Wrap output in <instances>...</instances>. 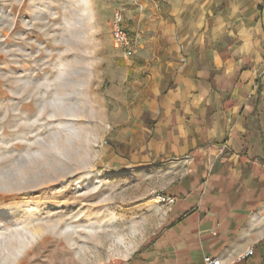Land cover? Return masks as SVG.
I'll list each match as a JSON object with an SVG mask.
<instances>
[{
    "label": "crops",
    "instance_id": "0c3cea01",
    "mask_svg": "<svg viewBox=\"0 0 264 264\" xmlns=\"http://www.w3.org/2000/svg\"><path fill=\"white\" fill-rule=\"evenodd\" d=\"M129 4L103 160L172 170L174 202L127 264H264V0Z\"/></svg>",
    "mask_w": 264,
    "mask_h": 264
},
{
    "label": "rangeland",
    "instance_id": "374dc122",
    "mask_svg": "<svg viewBox=\"0 0 264 264\" xmlns=\"http://www.w3.org/2000/svg\"><path fill=\"white\" fill-rule=\"evenodd\" d=\"M129 6L0 0V264H127L162 229L172 170L103 160Z\"/></svg>",
    "mask_w": 264,
    "mask_h": 264
},
{
    "label": "built area",
    "instance_id": "2783aa9c",
    "mask_svg": "<svg viewBox=\"0 0 264 264\" xmlns=\"http://www.w3.org/2000/svg\"><path fill=\"white\" fill-rule=\"evenodd\" d=\"M113 23L111 29V39L113 45L121 49L127 57L133 54V41L127 32L122 28L123 16L120 11L116 10L113 13ZM160 200L168 205H172L174 202L173 198L160 197ZM252 250H248L245 256L251 255ZM202 264H221L217 259L205 257Z\"/></svg>",
    "mask_w": 264,
    "mask_h": 264
}]
</instances>
